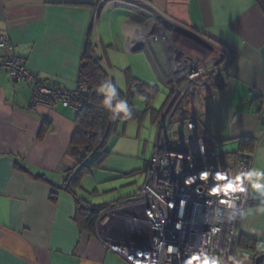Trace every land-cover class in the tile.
<instances>
[{
	"label": "crops",
	"instance_id": "0c3cea01",
	"mask_svg": "<svg viewBox=\"0 0 264 264\" xmlns=\"http://www.w3.org/2000/svg\"><path fill=\"white\" fill-rule=\"evenodd\" d=\"M88 36L110 75L121 72L126 88L127 71L167 87V102L186 58L223 53L216 62L224 68V86H194L178 116L183 127L175 131L190 116L223 161L253 154L250 172L258 174L250 176L252 199L239 224L234 264H256L264 253V190L252 188L264 183L261 0H0V39L13 45L0 46V61L16 55L52 86H78ZM77 113L61 103L34 104L26 81L0 71V264H114L118 258L130 264L97 230L80 229L76 198L62 188L78 163L70 150ZM243 137L253 142L243 144ZM158 138L159 130L154 146Z\"/></svg>",
	"mask_w": 264,
	"mask_h": 264
},
{
	"label": "built area",
	"instance_id": "2783aa9c",
	"mask_svg": "<svg viewBox=\"0 0 264 264\" xmlns=\"http://www.w3.org/2000/svg\"><path fill=\"white\" fill-rule=\"evenodd\" d=\"M0 46L13 47L5 38L0 39ZM215 63L216 58L184 60L174 102L158 121L159 138L144 183L132 200L110 204L97 218L100 239L130 264H187L193 256L198 260L192 264H202L205 258L209 264L213 260L215 264L235 263L239 224L252 199L247 174L253 154L239 152L234 163H224L223 153L207 145L190 116L182 130L170 133L190 89L210 83L212 69H223ZM2 70L30 85L34 104L61 103L79 111L85 102L83 85L74 89L52 86L16 55L0 61ZM237 182L242 191H223L226 184Z\"/></svg>",
	"mask_w": 264,
	"mask_h": 264
},
{
	"label": "trees",
	"instance_id": "16d2710c",
	"mask_svg": "<svg viewBox=\"0 0 264 264\" xmlns=\"http://www.w3.org/2000/svg\"><path fill=\"white\" fill-rule=\"evenodd\" d=\"M103 59L104 58L95 51L90 36H88L82 54V62L77 80L78 85H83L85 87L83 90L85 102L77 113L76 131L70 145V150L77 158L78 163L76 166L68 170V176L62 185L63 189L72 193L76 198V222L82 231L89 232L90 234H96L97 218L108 204L95 205L85 198L77 197V191L81 189L82 177L90 171V166H88L87 160L95 152L101 155L100 159L106 156L107 151L105 150V146L111 133L116 127L117 119L119 117L124 119L135 118L140 121L142 120L141 118L143 115L149 110L134 111L135 109L130 108L126 113H116L113 110V106L124 98L129 101V99L136 94L145 97L150 104L156 91V86L145 84L127 71L128 87L126 92L117 91L111 98V104L105 105L103 103L105 95L98 91V86L101 84H111L114 86V81L105 69ZM185 100L186 97L179 105L177 110L178 113H181L184 110L186 103ZM167 104L168 102L166 105ZM166 105L164 109L160 111H157L156 109L153 110L154 121L157 122L161 118L162 113L167 109ZM45 131L46 130L43 129L42 134ZM251 142H253L252 138L243 137V144L247 145ZM223 162L225 163L226 161Z\"/></svg>",
	"mask_w": 264,
	"mask_h": 264
},
{
	"label": "rangeland",
	"instance_id": "374dc122",
	"mask_svg": "<svg viewBox=\"0 0 264 264\" xmlns=\"http://www.w3.org/2000/svg\"><path fill=\"white\" fill-rule=\"evenodd\" d=\"M110 76L116 78L117 89L127 90L121 72L113 70ZM168 94L167 87L159 86L150 104L139 94L129 99L131 102L126 98L121 99L127 102L128 109L149 110L140 121L135 118L117 119L116 127L105 146L106 156L100 159L101 155L95 152L87 160L90 171L82 177V188L79 192L82 198L95 205L105 203L118 205L127 203L137 195L146 179L145 170L157 137L158 123L154 122L153 110L164 109ZM169 104L170 102L167 105ZM180 127H183V124L179 118L171 125L170 133ZM118 260L119 258L114 264L120 263Z\"/></svg>",
	"mask_w": 264,
	"mask_h": 264
},
{
	"label": "clouds",
	"instance_id": "9594fccd",
	"mask_svg": "<svg viewBox=\"0 0 264 264\" xmlns=\"http://www.w3.org/2000/svg\"><path fill=\"white\" fill-rule=\"evenodd\" d=\"M98 91L100 93H103L105 95V99L103 101V103L105 105H110L111 104V98L116 94L117 89L111 85V84H101L98 86ZM113 110L116 113H126L128 111V106H127V102L125 100H121L119 103L115 104L113 106ZM258 173H248L247 175L252 176V175H257ZM202 176H206V174H202ZM239 178H237L238 180ZM252 188L254 189H260V190H264V183H259V182H255L252 184ZM229 190L231 191H242L243 189L240 188L239 183H230V184H226L223 187V191L224 192H228ZM194 260H198L197 256H193L188 262L187 264H192V262ZM202 264H209V261L207 258H205L202 262ZM212 264H215V261L213 260Z\"/></svg>",
	"mask_w": 264,
	"mask_h": 264
},
{
	"label": "water",
	"instance_id": "95a60500",
	"mask_svg": "<svg viewBox=\"0 0 264 264\" xmlns=\"http://www.w3.org/2000/svg\"><path fill=\"white\" fill-rule=\"evenodd\" d=\"M261 2L263 3L264 5V0H261ZM221 60L217 61L214 66L217 67V66H220V63ZM222 66V65H221ZM224 69V68H223ZM216 70L215 69H212L211 70V80L219 87H222L224 86L225 82H226V77H225V74H224V70ZM174 101L170 102L168 108L165 110V113L164 115H166L169 111V109L171 108L172 104H173ZM262 122L264 123V116L262 117ZM256 264H264V253H260L256 259Z\"/></svg>",
	"mask_w": 264,
	"mask_h": 264
},
{
	"label": "flooded vegetation",
	"instance_id": "af4514ba",
	"mask_svg": "<svg viewBox=\"0 0 264 264\" xmlns=\"http://www.w3.org/2000/svg\"><path fill=\"white\" fill-rule=\"evenodd\" d=\"M223 55V53H219L217 56H216V60L219 59V57H221Z\"/></svg>",
	"mask_w": 264,
	"mask_h": 264
},
{
	"label": "snow or ice",
	"instance_id": "6c2138e0",
	"mask_svg": "<svg viewBox=\"0 0 264 264\" xmlns=\"http://www.w3.org/2000/svg\"><path fill=\"white\" fill-rule=\"evenodd\" d=\"M221 179H224V177H221Z\"/></svg>",
	"mask_w": 264,
	"mask_h": 264
}]
</instances>
